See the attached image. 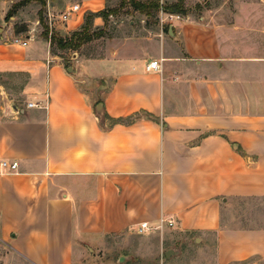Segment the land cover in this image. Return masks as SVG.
<instances>
[{"label":"crops","instance_id":"crops-1","mask_svg":"<svg viewBox=\"0 0 264 264\" xmlns=\"http://www.w3.org/2000/svg\"><path fill=\"white\" fill-rule=\"evenodd\" d=\"M18 1L0 0V78L25 80L22 107L0 116V162L18 164L0 168V264H80L114 238L140 258L193 241L215 264L264 262V0H207L153 29L146 17L70 63L38 32L40 9L78 5L71 34L120 0L31 1L23 39L2 26ZM160 219L175 224L135 232Z\"/></svg>","mask_w":264,"mask_h":264},{"label":"rangeland","instance_id":"rangeland-1","mask_svg":"<svg viewBox=\"0 0 264 264\" xmlns=\"http://www.w3.org/2000/svg\"><path fill=\"white\" fill-rule=\"evenodd\" d=\"M31 1H37V3H40L39 0H31ZM30 1V2H31ZM221 0H219L220 2ZM19 2V1H18ZM18 2L14 3L13 5L17 4ZM29 2V3H30ZM28 3V4H29ZM147 4L151 2H145ZM205 3L209 4V1L207 0H187V3L183 4L184 10L190 11L193 15L199 14V12L205 7ZM12 5V6H13ZM229 5V4H228ZM227 5V7H229ZM160 10L165 7V4H162L159 2ZM21 7H17V9L14 11V14L10 16L8 19L5 18L3 20L2 26L3 28H9L11 27L12 30L17 33H23L21 39L24 38L25 34H27V30L30 31L26 26L27 19H32L31 17H26L24 15L18 14V9ZM230 8L232 6L230 5ZM11 10V9H10ZM41 11L39 13L42 14V22L41 25L44 24L43 16L45 12V8H41ZM185 10V12H187ZM104 12H112V15L107 18V20L104 22L102 21V24L100 27H93L89 29V34L92 36V40L79 48L76 52H72L69 50H61L58 49L55 45H52V49L54 52L63 57L64 60H66L68 63L72 62V58H75L77 54L82 55H107L112 48L111 43L113 38L121 37H128V38H135L137 37V34H140V31L138 30H132L134 28L136 29H142L146 26L147 20L145 13H140L138 11H135L129 3V0H120L119 3L113 7L106 8L105 10H102ZM33 15V18L37 15V11L33 13H29ZM168 14V13H166ZM152 19L149 20V23L151 24V28L154 27V22L156 21L158 15H160V12H151ZM88 16V15H87ZM86 16V17H87ZM16 17V18H14ZM39 19V16L37 17ZM5 22V23H4ZM63 24L59 21H56L53 25L57 38H63L68 39L71 34H66L63 30ZM30 25V24H29ZM40 24L37 25L38 32L42 35L43 38L46 40L48 39L46 36L45 30L42 29V26ZM2 28V27H0ZM81 30V29H79ZM30 35V34H29ZM17 37V36H16ZM19 38V37H18ZM17 38V39H18ZM77 68V66H76ZM24 78L21 76L18 77V80L16 81H10V77H3L0 78V116L3 117L7 113H17L15 110H13V106L20 109L21 106V99L20 97H16L20 93V88L23 86ZM160 237L155 236L152 238V243L154 244L156 241L159 240ZM152 244V246H154ZM175 245L176 249L179 250V253L175 256L170 257L169 259L165 258V253H151L147 257L140 258L138 257L136 250L132 246H128L124 242H122L121 238L108 240L106 250L105 248H97L95 251V248L90 251V253L86 254V257L80 261V264H106L104 261L103 252H107V254H112L110 257H114L113 261L114 264H215L213 260V253H207L202 246H200V242H193L191 241L189 244H183V245ZM121 256V257H118ZM122 258V259H119ZM261 264H264L262 262Z\"/></svg>","mask_w":264,"mask_h":264},{"label":"trees","instance_id":"trees-1","mask_svg":"<svg viewBox=\"0 0 264 264\" xmlns=\"http://www.w3.org/2000/svg\"><path fill=\"white\" fill-rule=\"evenodd\" d=\"M31 0H20L17 4L13 5L11 7V10L7 13L6 19H8L10 16L14 14V11L17 9V7H22L26 4H28ZM41 6L45 5V0H39ZM185 0H177L174 3L167 4L165 7H163L162 11L164 13L168 14H177V15H184L185 10L183 8ZM151 3H142L136 0H129L130 6L135 10L140 13H145L146 17H149L152 19L151 12H159L160 11V6H159V1L158 0H151L149 1ZM112 15V12H104V11H99L95 14H90L86 17L84 25L80 28L81 30H78L68 38V39H63V38H57L56 36L52 35L50 38V44L55 45L58 49L61 50H69L72 52H76L79 48L87 44L92 40L91 34H89V29L92 26V20L95 17H100L102 21H106L109 16ZM39 21L40 23L42 22V14L39 13ZM46 32V38H47V30L45 29Z\"/></svg>","mask_w":264,"mask_h":264},{"label":"built area","instance_id":"built-area-1","mask_svg":"<svg viewBox=\"0 0 264 264\" xmlns=\"http://www.w3.org/2000/svg\"><path fill=\"white\" fill-rule=\"evenodd\" d=\"M79 11V6L78 5H73L67 9H65L63 12L60 13H55L51 9H49L47 6L45 8L44 12V24L41 25L40 21L38 20L37 24H40L44 29L47 30V35H48V42L50 43V38L52 35L56 34V31L53 27L54 23L56 21H59L61 23H65L68 21L72 15L76 12ZM160 15L164 14L162 10L159 11ZM14 44H21L23 46L26 45V41L24 40H19L17 38H14L12 41ZM163 59L159 60H152L150 61L146 67L145 71L146 72H159L161 70V63ZM18 164L17 162H5L1 161L0 162V168L2 169H7L9 173H15L17 170ZM174 220L172 219H160L158 221V224L156 226H151L148 222H143L135 226V232L137 234H144L146 232L152 231V230H161L163 227H168L172 228L174 226Z\"/></svg>","mask_w":264,"mask_h":264},{"label":"water","instance_id":"water-1","mask_svg":"<svg viewBox=\"0 0 264 264\" xmlns=\"http://www.w3.org/2000/svg\"><path fill=\"white\" fill-rule=\"evenodd\" d=\"M169 31L171 32V28H169ZM69 71H70V69H69ZM100 108H101V105H98V106H97V110H100ZM14 109H15L16 111H18L15 107H14ZM97 112H98V111H97ZM178 253H179V251H178L177 249H170V250H168V251L165 253V258H166V259H169L170 257L177 255Z\"/></svg>","mask_w":264,"mask_h":264}]
</instances>
